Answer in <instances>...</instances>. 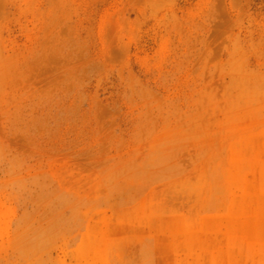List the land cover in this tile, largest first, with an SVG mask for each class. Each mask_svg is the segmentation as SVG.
I'll return each instance as SVG.
<instances>
[{
  "label": "rangeland",
  "instance_id": "1",
  "mask_svg": "<svg viewBox=\"0 0 264 264\" xmlns=\"http://www.w3.org/2000/svg\"><path fill=\"white\" fill-rule=\"evenodd\" d=\"M0 264H264V0H0Z\"/></svg>",
  "mask_w": 264,
  "mask_h": 264
}]
</instances>
